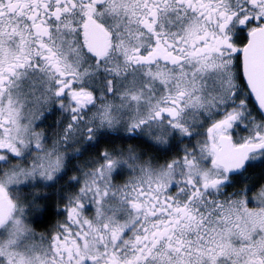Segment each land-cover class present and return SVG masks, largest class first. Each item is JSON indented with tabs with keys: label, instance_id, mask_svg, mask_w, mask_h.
<instances>
[{
	"label": "snow or ice",
	"instance_id": "6c2138e0",
	"mask_svg": "<svg viewBox=\"0 0 264 264\" xmlns=\"http://www.w3.org/2000/svg\"><path fill=\"white\" fill-rule=\"evenodd\" d=\"M0 264H264V0H0Z\"/></svg>",
	"mask_w": 264,
	"mask_h": 264
}]
</instances>
